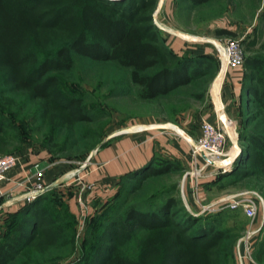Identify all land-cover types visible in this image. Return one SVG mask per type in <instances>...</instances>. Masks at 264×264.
Returning a JSON list of instances; mask_svg holds the SVG:
<instances>
[{
    "label": "rangeland",
    "instance_id": "rangeland-1",
    "mask_svg": "<svg viewBox=\"0 0 264 264\" xmlns=\"http://www.w3.org/2000/svg\"><path fill=\"white\" fill-rule=\"evenodd\" d=\"M147 2L148 5L140 14L151 17L148 25L154 27V32L162 42L179 56H208L213 63L212 69L197 80L196 84L182 86L168 96L155 100H142L137 96L138 88L131 82L129 69L112 62L93 61L76 56L74 69L64 77L66 90L69 94L84 98L94 120L76 126L99 135L98 143L86 156L80 157L84 141L81 140L82 133L79 128H74L71 132L69 128L59 130L55 124L50 125V121L56 118L54 114L47 112L46 117H39V120L45 121L44 124L34 121L25 126L26 131L23 128L24 133L26 132L25 138L20 144L14 143L15 147L9 152L21 157L38 154L39 159L34 162H40L46 168L45 175L47 170H60L52 175L53 183L58 180L59 183H54L56 185L46 191L55 192L53 198L58 201L54 207L64 215L63 225L72 231L74 242L69 247L38 243L29 253L20 257L18 264H87L90 253L94 251L92 248L99 245L100 234L109 225L110 219L120 223L123 230L118 229L117 232L121 237L125 232L131 231L135 239L122 246L117 256L109 253L110 260L107 264H113L118 258L117 264H147L146 259H141L140 256L143 252L142 242L154 232L142 229L126 217L128 193L124 194L122 191L125 188L128 190V178H122L128 172L121 176L118 189L113 194L105 195L107 199L104 201L90 198L97 187L91 182L93 179H89L94 171L98 172L97 151L101 146L128 136V131L144 127L154 131L167 130L181 137L187 155L172 157L168 153L157 154L172 160L174 168L177 169L139 183L137 186L141 189L130 195L129 202L151 200L157 192L165 190L179 198L183 207L192 215L217 217L220 228L229 230L233 236L234 264H239V240L249 229L254 228L257 221L264 222V177H246L233 183L230 182V177H222L232 172L240 154L235 143L243 150L239 139L240 131L247 129L264 133V116L250 92L251 89L259 87L251 75L264 74V68L256 71L247 65L249 59H258L264 64V0H211L198 6L193 5L190 0ZM150 2L153 4L150 5ZM229 40L241 43L245 61L241 65L224 69L225 65L217 48ZM232 70L237 74L234 82L229 81L228 77ZM2 80L0 79V100L11 103L16 112L32 108L37 112V117L45 110L44 101L35 102L24 92L16 93L8 89ZM197 94L202 97H197ZM222 116L226 117V121L231 120L234 123L230 125L228 122V126L226 125L228 154L223 157V161L235 158L234 161L222 167L215 162L216 165L210 164L198 177L186 176L191 170L192 143L201 133L203 120L207 119L224 127L226 123L222 121ZM7 122L21 127L20 119L11 114L8 115ZM9 133L15 134L10 130ZM184 133L192 139L185 137ZM250 164L248 166L252 168L254 165ZM188 188L193 190L191 200L188 198ZM242 192H246L259 204L254 220L249 219L242 208L232 209L226 207L227 201L221 202ZM222 194V199L217 200ZM117 197L127 199L125 206L119 205ZM72 198L76 199L78 212L72 207ZM65 206L70 208L72 217L65 211ZM6 217L0 224V233ZM250 240L252 243L253 236ZM107 242L110 240H103V244ZM245 244H242V250Z\"/></svg>",
    "mask_w": 264,
    "mask_h": 264
},
{
    "label": "trees",
    "instance_id": "trees-1",
    "mask_svg": "<svg viewBox=\"0 0 264 264\" xmlns=\"http://www.w3.org/2000/svg\"><path fill=\"white\" fill-rule=\"evenodd\" d=\"M190 1L198 6L211 0ZM147 5V0H0V79L8 89L24 92L35 102H45V110L36 117L32 108L16 112L11 103L0 100V155L9 154L14 143L20 144L26 133L23 128L26 131L28 123L41 121L40 115L46 117L47 112L54 114L56 119L50 125L55 124L57 129L69 128L71 132L79 128L84 141L80 157L98 143L99 135L76 126L94 120L84 98L66 90L64 77L74 69L76 56L129 69L131 82L142 100L168 96L182 86L196 84L210 72L213 63L208 56H179L162 42L154 27L148 25L151 17L140 14ZM247 65L256 71L264 68L258 59H249ZM251 77L259 87L250 92L264 116V74ZM10 114L20 119L21 127L7 122ZM239 139L243 150L232 172L222 177H230L232 183L246 177H264V133L244 129ZM158 156L122 178H128V190L122 191L128 193V221L154 232L142 242L141 259L145 258L147 264H234L233 236L220 228L217 217L192 215L179 198L165 190L151 200L129 202L130 195L141 189L139 183L177 169L172 160ZM249 163L254 166L249 168ZM54 195L53 190H48L5 214L0 264H18L21 256L41 242L72 246L73 233L63 225L65 218L54 207L58 201ZM117 199L120 206L127 203L126 198ZM65 208L72 217L70 208ZM110 220L87 264H107L109 253L117 256L122 246L135 239L131 231L121 237L117 232L123 230L120 223ZM103 240L110 242L103 244ZM263 253L264 239L256 258L260 260L259 254ZM118 261L115 259L113 264Z\"/></svg>",
    "mask_w": 264,
    "mask_h": 264
},
{
    "label": "crops",
    "instance_id": "crops-1",
    "mask_svg": "<svg viewBox=\"0 0 264 264\" xmlns=\"http://www.w3.org/2000/svg\"><path fill=\"white\" fill-rule=\"evenodd\" d=\"M235 70H232L228 75L229 81H235ZM235 76V77H234ZM218 106V105H217ZM128 136H123L108 142L101 146L97 151V171H94L89 179L93 182L97 189L90 195L91 199H100L104 201L105 195L114 193L118 189L121 176L126 172L144 167L151 159L160 153H168L172 157L186 156V151L183 149L181 137L167 130H152L149 127H144L136 130L128 131ZM186 147V146H185ZM37 155H24L21 162L9 173V180L1 185L2 196L0 198V224H2L7 212L18 209L25 201L20 198L21 192L25 190V185H21V181L25 175V171L30 168L32 162L38 158ZM44 162L43 159H41ZM56 170H47L45 182L48 188L59 183L52 181V175L57 173ZM88 180V179H87ZM192 188H188V198L191 200ZM220 195L217 200L222 199ZM90 202V200H89ZM93 202V201H92ZM91 202V203H92ZM74 211L79 209L76 205V199L71 200ZM254 222H252L253 224ZM254 230L259 231L254 234L251 249V258L244 260L245 264H264V253L259 254V259L256 254L259 250V243L264 239V222L257 221L253 225ZM245 251V247L243 248ZM262 259V260H261Z\"/></svg>",
    "mask_w": 264,
    "mask_h": 264
},
{
    "label": "built area",
    "instance_id": "built-area-1",
    "mask_svg": "<svg viewBox=\"0 0 264 264\" xmlns=\"http://www.w3.org/2000/svg\"><path fill=\"white\" fill-rule=\"evenodd\" d=\"M217 49L222 57L225 69L241 65L245 61L242 45L237 40H229L222 45L220 44ZM228 122L230 125H234L231 120L226 121L224 127H220L207 119L203 120L201 133L194 143H192L190 155L191 170L187 172L186 176L189 175L191 178L198 177L210 165L209 161L202 157L201 152H204L209 160L214 162L223 161V157L228 154L226 151L228 143V128L226 125L228 126ZM21 158L17 154L0 155V198L2 196V183L9 180L10 171L18 166ZM45 169L40 162H33L30 168L25 171V175L20 183L21 185H25V190L20 194V198L23 201H33L48 189V185L45 182ZM226 201V207L232 209L242 208L243 212L251 220H254L257 215L259 204L257 200L248 196L246 192L238 193L221 202ZM258 231V229H249L245 236L239 240L237 247L239 264H245L244 260L249 257L251 258L252 244L250 239ZM245 242L248 243L245 244ZM243 243L245 244V251L241 249Z\"/></svg>",
    "mask_w": 264,
    "mask_h": 264
},
{
    "label": "water",
    "instance_id": "water-1",
    "mask_svg": "<svg viewBox=\"0 0 264 264\" xmlns=\"http://www.w3.org/2000/svg\"><path fill=\"white\" fill-rule=\"evenodd\" d=\"M222 121L224 122V123H226V117L225 116H222ZM185 137H188L189 139H192V138H190V136H188L187 134H183ZM235 146H236V148L238 149V153H241V147L239 146V144L238 143H235ZM201 155H202V157L203 158H205L206 160H208L209 161V163L210 164H212V165H216V163L214 162V161H212V160H209L207 157H206V155L204 154V152H201ZM90 159V158H89ZM233 159H235V158H227L226 160H225V162H226V164H231L234 160ZM56 185V184H55ZM55 185H53V186H51L50 187V189L51 188H53Z\"/></svg>",
    "mask_w": 264,
    "mask_h": 264
},
{
    "label": "bare ground",
    "instance_id": "bare-ground-1",
    "mask_svg": "<svg viewBox=\"0 0 264 264\" xmlns=\"http://www.w3.org/2000/svg\"><path fill=\"white\" fill-rule=\"evenodd\" d=\"M225 69V68H224ZM224 69H222V70H224ZM218 163H219V165L220 166H225V165H228V164H226V162L225 161H218Z\"/></svg>",
    "mask_w": 264,
    "mask_h": 264
}]
</instances>
